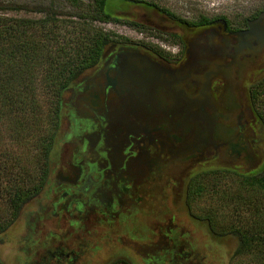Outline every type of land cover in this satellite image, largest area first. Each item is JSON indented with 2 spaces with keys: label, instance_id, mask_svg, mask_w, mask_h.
Wrapping results in <instances>:
<instances>
[{
  "label": "flooded vegetation",
  "instance_id": "flooded-vegetation-1",
  "mask_svg": "<svg viewBox=\"0 0 264 264\" xmlns=\"http://www.w3.org/2000/svg\"><path fill=\"white\" fill-rule=\"evenodd\" d=\"M120 1L138 8L133 17L112 13L113 22L142 37L112 36L99 61L63 88L46 179L0 233L2 264H234L241 250L236 229L194 211L195 173L208 164L247 175L264 170V121L253 101V90L264 83V50L212 80L221 133L204 141L174 130L179 100L160 82L139 92L141 105L126 90V111L142 114L127 123L84 99L116 97L104 75L120 54L143 56L154 75H183L194 70L190 55L200 40L212 38L220 48L264 10L235 24L225 15L190 19L154 1ZM164 109L171 113L166 120L157 115Z\"/></svg>",
  "mask_w": 264,
  "mask_h": 264
},
{
  "label": "trees",
  "instance_id": "trees-1",
  "mask_svg": "<svg viewBox=\"0 0 264 264\" xmlns=\"http://www.w3.org/2000/svg\"><path fill=\"white\" fill-rule=\"evenodd\" d=\"M109 1L70 0V10L66 12L70 19L55 17L59 7L56 0H50L51 14L44 19L0 15V172L9 176L6 193L12 206L10 218L0 221V233L46 179L60 124L63 88L79 71L98 62L105 44L112 40V35L93 25L95 21L118 19L107 10ZM253 91L254 104L264 121V83ZM8 139L24 147L22 157L33 152L26 157L33 161L30 165L12 155L11 150L2 149ZM36 164L39 168L34 173ZM33 174L38 176V182L29 187L26 181ZM235 174L240 186L253 192L264 191V170L257 175ZM1 184L0 179V188ZM243 205L241 202L237 206ZM248 210L242 225L233 227L242 236L238 256L252 254L254 261L264 264V204L252 205Z\"/></svg>",
  "mask_w": 264,
  "mask_h": 264
},
{
  "label": "water",
  "instance_id": "water-1",
  "mask_svg": "<svg viewBox=\"0 0 264 264\" xmlns=\"http://www.w3.org/2000/svg\"><path fill=\"white\" fill-rule=\"evenodd\" d=\"M248 25L249 28L239 32L234 40L226 39L220 48L216 46L212 38L207 41L200 40V44L194 46L190 55L191 66L194 70L191 69L190 72L185 70L183 75L170 74L169 77L161 74L154 75L146 70L149 65L143 60V56L130 53L120 54L115 62L116 67L106 71L104 75L106 84L116 87V97L105 98L103 95H96L84 100L95 105L98 112L104 114L105 117L112 118L113 116L116 121L127 123L131 117L139 118L142 114L126 111V90L128 89V96L132 97V101L136 103L140 91L145 86L149 87L153 81L155 84L160 82L165 90L174 92L175 99L179 100L178 112L172 114L176 125L174 130L179 132L181 137H194L204 141L211 135L219 136L220 129L214 122L217 115L211 94L212 80L221 73L229 75L233 66L244 67L245 59H252L264 50V11L256 19L249 20ZM133 85H139L142 88L133 90L135 91L133 92L130 89ZM161 89L163 88L159 90ZM160 98L164 100V107L166 98L165 96ZM137 105H141V102H137ZM145 115L149 116V114L143 116ZM157 115L162 120L163 118L166 120L165 117H169L171 113L168 116L164 109Z\"/></svg>",
  "mask_w": 264,
  "mask_h": 264
},
{
  "label": "rangeland",
  "instance_id": "rangeland-1",
  "mask_svg": "<svg viewBox=\"0 0 264 264\" xmlns=\"http://www.w3.org/2000/svg\"><path fill=\"white\" fill-rule=\"evenodd\" d=\"M70 0H56L59 6L56 11V18L70 19L66 14L70 10ZM87 3L88 0H82ZM158 3L159 5L169 7L174 12L187 15L190 19H198L201 15H225L233 23L244 24L247 18L264 10V0H149ZM50 0H0V15L12 16L16 18L28 19H44L49 14ZM134 6L125 8L124 2L120 0H110L108 2L107 10L111 13L128 14L131 17L134 14ZM73 18V17H72ZM76 20L77 18H73ZM96 28L102 29L113 37L124 36L134 39H141L142 34L139 30H134L124 22H109V21H95L93 23ZM68 29V28H67ZM145 35V33H144ZM146 36V35H145ZM246 105V103H244ZM3 148L11 150L12 155L23 158V162L29 161V165L33 162L27 156L33 155L29 152L27 156L22 157L24 147L20 143L13 140H7ZM1 149V150H2ZM30 154V155H29ZM6 159L5 156H1ZM40 162V161H37ZM184 167V164H180ZM38 164H36L35 172H38ZM199 176L196 181L195 196L193 198V209L196 213H209L221 228H233L235 225L240 226L243 219H246L248 212L252 205L264 204V191L253 192L250 189L240 186V178L234 173H226L222 170L214 174L212 165H207V168L198 165ZM205 170L203 171V169ZM19 169V168H17ZM16 172V171H15ZM195 172V171H194ZM18 173V172H16ZM193 173V172H192ZM1 188H0V221H7L10 218L12 206L7 200L6 184L10 181L9 176L0 172ZM37 174V173H36ZM35 174V175H36ZM182 174V173H180ZM34 175V174H33ZM27 178L26 183L29 187L38 182V176ZM194 175V176H195ZM198 192V193H197ZM246 201V203H244ZM243 203L244 207L238 208L239 203ZM246 207V209H244ZM3 243V235H0V248ZM234 264H261L254 261L252 254H241L236 257Z\"/></svg>",
  "mask_w": 264,
  "mask_h": 264
}]
</instances>
